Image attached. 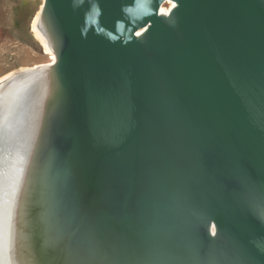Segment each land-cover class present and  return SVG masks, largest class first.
<instances>
[{"label":"water","instance_id":"1","mask_svg":"<svg viewBox=\"0 0 264 264\" xmlns=\"http://www.w3.org/2000/svg\"><path fill=\"white\" fill-rule=\"evenodd\" d=\"M173 1L170 15L160 11L167 0L44 2L65 94L59 135L83 208L93 202L117 233L142 238L172 229L190 202L251 264H264V218L249 203L264 199V0ZM172 125L184 129L181 145ZM51 128L43 148L28 150L24 176L38 165L39 179L22 205L42 221L54 264H73L71 224L56 227L44 198ZM4 158L0 166L14 157ZM212 238L206 228L197 243Z\"/></svg>","mask_w":264,"mask_h":264},{"label":"bare ground","instance_id":"2","mask_svg":"<svg viewBox=\"0 0 264 264\" xmlns=\"http://www.w3.org/2000/svg\"><path fill=\"white\" fill-rule=\"evenodd\" d=\"M44 2L42 0L33 16L31 27L50 58L47 62L0 77V164L5 161L6 151L14 157L8 165L0 166V176L4 180V172H7V184L9 182L10 186L5 200L0 192V264H54V252L47 253L44 246L50 239L47 232L42 235V221L34 211L27 215L22 205L23 197L28 196L27 192L36 190L39 179L38 165L31 167L30 177L24 176L28 150L36 144L43 148L51 123L54 136L51 154L45 161L44 198L51 203L52 213L56 212L60 217L56 227L63 223V229L67 232V223L71 224L65 255L72 250L73 264H251L225 235L218 232L214 225L210 226L202 211L193 203L184 205L181 202L176 217L178 222L172 229L137 239L117 233L110 223L100 220L94 214L93 202L88 208H83V197L59 135L65 94L56 80L57 48L52 27L45 17L48 10ZM175 6V1L167 0L160 11L170 15ZM35 113L36 118L33 116ZM42 116L45 123L39 132ZM19 125L25 127L21 129L24 135L19 144L23 151L16 154L15 140ZM172 132L176 143L181 145L184 129L172 125ZM27 141L32 144L29 146ZM249 203L264 218V199L255 196ZM206 228L213 238L210 244L201 247L197 240Z\"/></svg>","mask_w":264,"mask_h":264},{"label":"rangeland","instance_id":"3","mask_svg":"<svg viewBox=\"0 0 264 264\" xmlns=\"http://www.w3.org/2000/svg\"><path fill=\"white\" fill-rule=\"evenodd\" d=\"M41 4L42 0H0V77L47 62L50 58L31 27ZM33 116L36 118L37 114ZM45 118L40 119L39 132ZM27 143L32 144L31 141Z\"/></svg>","mask_w":264,"mask_h":264}]
</instances>
